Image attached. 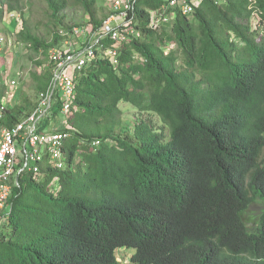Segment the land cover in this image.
Segmentation results:
<instances>
[{
	"label": "trees",
	"instance_id": "1",
	"mask_svg": "<svg viewBox=\"0 0 264 264\" xmlns=\"http://www.w3.org/2000/svg\"><path fill=\"white\" fill-rule=\"evenodd\" d=\"M75 1L97 33L108 16L97 19L96 0ZM45 2L52 17L69 5ZM165 4L136 0L127 19L137 35L119 45L117 66L99 51L77 74L65 168L45 159L37 174H18L0 215V264H118L121 248L134 249L135 264H264V0H199L150 29L149 11ZM10 12L21 8L0 0V27ZM15 39L43 57L39 94L48 51L65 38L41 41L23 20ZM5 90L0 77V102ZM126 103L146 117L126 125ZM35 107L21 98L3 125ZM257 201L249 228L243 213Z\"/></svg>",
	"mask_w": 264,
	"mask_h": 264
},
{
	"label": "built area",
	"instance_id": "2",
	"mask_svg": "<svg viewBox=\"0 0 264 264\" xmlns=\"http://www.w3.org/2000/svg\"><path fill=\"white\" fill-rule=\"evenodd\" d=\"M136 0H111L112 11L115 13L102 22L95 36V44L74 50L51 48L48 51V62L51 65V78L47 88L37 96L34 110L19 123L6 127L3 125V113L8 107L7 97L0 102V215L7 207L13 185L17 184V176L21 172L37 174L44 160L52 168H65L62 148L69 134L63 126L75 97V78L90 62L99 55L110 60L113 66L118 64V47L120 44L136 37V31L130 26L128 12ZM197 2L192 0H167V4L157 10L149 11V28L157 30L168 27L176 14H189ZM215 4L219 0H212ZM13 20H19L16 12L7 13ZM74 30V29H73ZM75 31V30H74ZM76 32V31H75ZM108 39L111 44L106 48L96 46L101 40ZM4 38L0 36V46ZM16 81L11 80L9 87ZM6 95V93H5ZM61 105L58 112L62 120L53 124L49 122L43 130L39 126L50 118L52 109ZM94 141L92 146H97Z\"/></svg>",
	"mask_w": 264,
	"mask_h": 264
},
{
	"label": "rangeland",
	"instance_id": "3",
	"mask_svg": "<svg viewBox=\"0 0 264 264\" xmlns=\"http://www.w3.org/2000/svg\"><path fill=\"white\" fill-rule=\"evenodd\" d=\"M197 2L196 0H192ZM21 8L19 20L5 14L0 27V36L4 38L3 45L0 46V66L1 80L6 88L8 107L19 102L23 97L35 104L38 92H36V82L33 79V73L38 74L43 71L44 66H37L36 63L43 60L41 53H34L28 46L18 43L15 35L22 28L23 20L32 35L41 41L51 40L53 33L58 32L64 36L65 40L57 45V48L74 50L95 44V36L91 32L92 25L89 15L84 11L82 6L75 0H68V7L52 17L51 11L45 0H14ZM96 17L101 20L105 16L115 14L112 11L111 0H96L95 2ZM252 25L255 19H252ZM65 27H73V33L64 31ZM48 63V61H46ZM11 80L16 81L14 87H9ZM122 110V119L126 125H132L140 118L146 117V114L138 112L130 104H120ZM62 120V115L57 113L50 122L53 124ZM155 121L157 119L155 118ZM262 211L260 202L253 203L243 213V219L250 228L255 225ZM134 254V249L121 248L115 252L118 264H135L130 261V257Z\"/></svg>",
	"mask_w": 264,
	"mask_h": 264
}]
</instances>
